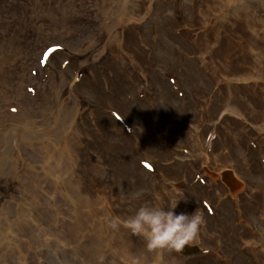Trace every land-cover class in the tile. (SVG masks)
Returning a JSON list of instances; mask_svg holds the SVG:
<instances>
[{"label":"rangeland","instance_id":"obj_1","mask_svg":"<svg viewBox=\"0 0 264 264\" xmlns=\"http://www.w3.org/2000/svg\"><path fill=\"white\" fill-rule=\"evenodd\" d=\"M218 1L216 12L207 0H0V125L46 120L26 118V152L0 132V223L24 198L33 206L39 182L51 225L36 264L264 258V0ZM118 11L130 16L115 23ZM174 189L177 211L204 217L181 251L147 252L111 227Z\"/></svg>","mask_w":264,"mask_h":264},{"label":"bare ground","instance_id":"obj_2","mask_svg":"<svg viewBox=\"0 0 264 264\" xmlns=\"http://www.w3.org/2000/svg\"><path fill=\"white\" fill-rule=\"evenodd\" d=\"M207 1H208L207 6L208 4H210L209 6L212 7V10L215 9L216 12L219 11V8L221 7V5L218 0H207ZM207 6L205 5V10H203L204 8L202 9L200 6L198 8L200 12L199 14L201 15L200 17L201 22L203 21L204 26L209 22V17L207 16L209 14L207 10L209 9L211 11V8L210 7L207 8ZM248 6H249L248 3H246L244 4V6L238 7L236 9L237 11L236 16L239 17L244 22H246V18L249 17L248 16V12H249ZM124 15L128 17L130 16L126 11H120V12L118 11L117 13H113V19L115 23H119L121 21V16L124 17ZM114 26L115 25L111 26L112 30ZM18 114L9 115V117L12 118V121H11L12 126L8 127L5 124L0 125V132H2L3 135L16 132L19 136V142H20V146L18 148H20L21 151L26 152L27 150L26 144L30 142V135L27 132L30 130V128H35V123L37 122V120H40V122H42V120L44 121V123H42L41 125L45 124L46 120H44V118H41L39 116L38 118L35 119V117L32 116L35 114L31 115L29 113V114H25V116H20ZM55 115L57 117V114ZM69 116H71L72 118V115L67 113L66 118L62 122H65L66 119L68 121ZM26 118L31 121H35V123H32L31 125L28 124V122H31V121L26 122ZM67 121L66 123H69ZM48 122H47V126H48ZM261 127H262L261 129H264V121ZM41 133H37V134L40 135ZM54 140L56 139H53V140L51 139V141H54ZM26 156L28 157L29 153H27ZM52 156H54V154H51L50 156L51 163L55 162L54 160L56 159H57L56 162L61 163V161L59 160V156L57 154L53 160L51 159ZM33 157H34V154H32V160L34 159ZM56 162L54 163L55 165H56ZM8 166H9V170H12L14 168L12 165L8 164ZM20 177H22L20 179V182L23 183L25 180L23 176H20ZM36 181H39V180H36ZM38 186H40V183L36 182V187H37L36 188L37 189L36 198L37 199H35L33 206L31 204V202H33L31 199L24 198V201H21L23 203L19 205L17 210L15 212L11 211L12 215L15 217L12 216L13 217L12 219H8L6 222L0 223V264H36L35 263V259L37 257L36 255H39L40 257V255L44 253L42 251V247H44L43 242L47 240L46 238L48 235L47 227H50L51 224L47 223V219L45 218L46 210L43 209L45 208L44 201H43L44 196L38 190ZM23 187H26V185L23 184ZM20 189L24 190L21 186H20ZM23 194L24 196L27 195L26 192ZM25 204H28V206L26 207ZM32 223L36 226V228L38 227L40 229V227H42V229H44L43 232L40 231L39 236L37 235V233H35L36 237H34V239L31 236ZM52 226L54 227L53 235L57 238L65 237L67 235L66 234L67 231L68 232L70 231L72 235L68 237L66 241L72 244L73 248L71 250L76 249L77 244H75V241H76V237L74 236L75 233H73L69 227L68 228L66 226L64 227L62 223H59V224L53 223ZM62 227H64V229ZM75 232H78V231H75ZM32 234H34V232ZM39 237L40 239H38ZM55 237L54 239L56 240L57 238ZM55 245L58 246L57 241H53V246ZM44 248H46V246ZM256 258L258 259L259 264H262V263L264 264V258H262L261 260H259V257L257 256ZM258 261L255 260L256 264Z\"/></svg>","mask_w":264,"mask_h":264},{"label":"clouds","instance_id":"obj_3","mask_svg":"<svg viewBox=\"0 0 264 264\" xmlns=\"http://www.w3.org/2000/svg\"><path fill=\"white\" fill-rule=\"evenodd\" d=\"M164 201L163 197L156 194L155 203H142L134 213L124 219L114 218L111 227L122 225L133 235L143 239L147 252L154 250L181 251L184 246L194 240L204 217L199 208L191 212L177 211L183 199L176 191ZM132 264H139L135 259Z\"/></svg>","mask_w":264,"mask_h":264}]
</instances>
